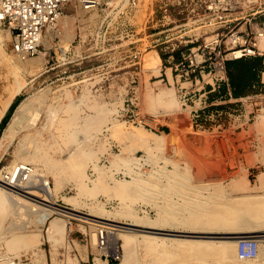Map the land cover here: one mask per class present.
Masks as SVG:
<instances>
[{
    "label": "rangeland",
    "instance_id": "1",
    "mask_svg": "<svg viewBox=\"0 0 264 264\" xmlns=\"http://www.w3.org/2000/svg\"><path fill=\"white\" fill-rule=\"evenodd\" d=\"M162 13L157 14L160 22H169ZM74 16L72 24H64L63 37L47 46L38 68L34 65L40 56L20 62L11 51L10 33L0 27V122L11 104L20 100L0 134V172L5 174L12 164L32 158L31 164L46 177L57 204L71 207L66 197H74L84 182L93 193L77 198L78 210L88 213V206L96 204L120 222L153 219L152 244L135 234H110L124 248V257L116 264H264L259 253L254 259L240 260V238L232 237L236 222L249 221L252 231L264 229V124L258 118L262 112L248 123L219 129L193 125L189 109L181 103L170 104L167 93L148 94L151 89L173 87L167 74L173 62L160 55L163 46H150L151 38H147L140 46V62L130 68L136 73H125L128 68L114 71L118 52L94 54L90 49L89 34L98 14L83 17L79 10ZM173 16L177 20L169 28L183 22L177 12ZM80 35L86 39L81 46ZM60 48L63 54L69 50V59L75 60L48 70ZM142 55L146 62L162 65L160 76L145 74ZM178 58L177 51L175 61ZM148 77V83L144 82ZM174 87L179 95L177 83ZM256 108L247 103L248 113ZM117 123L122 127H115ZM139 127L157 132L145 144L151 152L132 135ZM164 137L170 138L166 151L157 147ZM32 185L29 189L39 199L40 187L36 182ZM18 204L10 203L1 219L0 253L9 257L3 264L14 259L15 264H39L49 248L73 256L85 249L94 257L91 232L95 227L60 213L43 220L30 203ZM244 208L246 214L240 213ZM256 238L262 240L260 249L264 248V238ZM168 239L174 243H165Z\"/></svg>",
    "mask_w": 264,
    "mask_h": 264
},
{
    "label": "built area",
    "instance_id": "2",
    "mask_svg": "<svg viewBox=\"0 0 264 264\" xmlns=\"http://www.w3.org/2000/svg\"><path fill=\"white\" fill-rule=\"evenodd\" d=\"M67 7L72 11L66 12ZM79 10L98 14V22L89 34L93 43L90 49L94 54L118 52L114 71L136 67L147 38H151L150 46H163L159 53L173 62L170 69L179 100L183 108L189 109L193 125L210 130L245 124L264 111L263 70L251 93L240 97L233 96L228 76V63L232 61L262 58L264 68V0H0V27L10 33L11 51L24 62L46 54L48 44L63 35V15H77ZM159 12L169 22L161 23ZM173 12L180 14L183 22L169 28L167 25L177 20ZM85 41L80 35L79 46ZM177 51L179 58L175 61ZM69 57L70 51L63 54L60 48L46 68L55 69L75 60ZM131 69L125 73H136ZM247 103L256 106V111L248 113ZM34 170L31 163L17 164L14 175L10 179L6 176V180L26 189ZM100 225L94 257L107 263L121 262L122 242H113L108 229ZM259 249V239L243 237L238 241L237 256L241 260L254 259ZM7 257L1 252L0 264Z\"/></svg>",
    "mask_w": 264,
    "mask_h": 264
},
{
    "label": "bare ground",
    "instance_id": "3",
    "mask_svg": "<svg viewBox=\"0 0 264 264\" xmlns=\"http://www.w3.org/2000/svg\"><path fill=\"white\" fill-rule=\"evenodd\" d=\"M117 1H120V0H117ZM80 13L84 17V14H85L84 11L80 10ZM75 18L76 17L74 15L64 14L62 19H61L62 20L61 22H63L64 24L65 23L72 24L76 20ZM81 21H84V19L82 18ZM63 35H64V31H63ZM63 35H62V37H63ZM48 46H49V44H48ZM146 51H148V50L146 49ZM7 55L10 58H14L11 55H9V53H7ZM42 57L43 56H40L39 58L36 59L37 63L36 64L34 63L35 64L34 68H38V67L42 66V64H43ZM2 58L4 59V56H2ZM20 62L24 63L26 61H24V62L20 61ZM27 62H30V61L28 60ZM142 62H143V70H144L145 74L146 73L147 74L153 73V75H156V76L161 75L162 65L156 64V63H154V61L146 62L145 60H143V55H142ZM23 72H25V70L21 69L20 73L22 74ZM167 74H168L169 81L173 85V87H160L158 89V91H152V89H151V92H150V90H148V94H150L152 97H159L160 93H164V94L167 93V94H165V98L168 99L170 104L175 106V104L181 103V102L179 100V95L177 94L176 89L174 87L175 81H174L173 76L170 72V68H168ZM149 77L147 79H145L144 82L148 83ZM8 80H9V77H8ZM263 80H264V74H263ZM5 111L6 110H3V113H5ZM258 118H259L260 122L262 124H264V111H262V113L258 116ZM31 120H32V118H31ZM34 120H35V118H34ZM114 126L115 127H118V126L122 127V123L114 124ZM187 128H188V130H192L191 126H189ZM117 131H118V129H117ZM132 135L134 136L135 140H137L139 142V145L141 148L145 149L147 152H151L150 149L147 148L145 144L150 142L153 139V137L157 135V132L154 129L148 128V127H142L140 129H138L137 132H136V130L133 131ZM167 138L164 137L163 140L161 141L162 145L160 144L159 146H157L159 150L160 149H163L165 151L167 150L166 145L168 143V140L170 139L169 138L167 140ZM28 162L33 163L34 160L32 158H24L22 161H19L17 164L28 163ZM17 164H15V165L12 164L9 168L7 167L8 168L7 170L9 172L5 171L6 172L5 174L3 173L4 170L2 172H0V223H2L1 219L4 218V214L6 213L7 206H10L9 205L10 203H14L16 206L20 202H27V203H30L34 207L33 209L31 208V210H34V211L39 210L40 214L38 216H41V219H43V220H45L48 216H50L52 214L60 213V214L66 216L68 218H80L81 220H84L85 222L89 223L92 227H95V230H93L91 232V238H92V244L93 245L96 244V239H97L96 230L98 229L97 227L101 226L100 224H103L104 227H106L108 229V232H110L113 236H115V235L118 236L119 234L120 235L135 234V235L141 236L143 238V241L145 240V242H147L148 244H152L154 242V237H152V234L149 233V232H152L151 229H156L155 228V222L153 219H149L147 217H138V218H135L132 223L120 222V221H117L114 219V218H116L115 214H113L111 212L104 211L105 209H103V207L100 208L96 204H92V205L88 206V208H89L88 213H85V212L78 210L77 208H78V206H80V201L77 198L78 197L87 198V197H89V195L91 197V195L93 193L92 190L87 189V186L84 182H83L82 186L80 187V189H78L76 191L77 193L74 197H66V200L71 205V207L62 206V205H59L56 203V200L54 199V191H52L51 188L49 187V183L46 180V177H44V174H42L38 170V168L36 169L35 166H34L35 170H34L32 176L30 177L29 182H27V184L25 186L26 189H22L21 187H19L18 185H15V184H11L10 181L6 180V176H8V178L10 179L14 175ZM33 182L38 183L40 190H41L40 192H42L41 195L39 194V196H41V197L38 196L39 199L34 198L33 196H36V195L33 194V191L31 189H29V188L33 187V185H32ZM10 190L13 192L14 191L20 192L21 196L14 195V194L10 193L9 192ZM19 205L20 204H18L17 206H19ZM261 205L262 204H260L258 207H260ZM242 207H244V206H242ZM24 209H26V211L29 210L28 208H24ZM74 211L84 213L85 215L80 214V213H76ZM21 212H23V210ZM246 212H247V208H244L243 210H241L240 213L246 214ZM248 212H249L248 214H250L249 210H248ZM29 213L32 214L31 211H29ZM255 214H257V213H255ZM242 215H244V214H242ZM255 216L257 217V215H255ZM255 219H257V218H255ZM231 220H233V219H231ZM55 222L58 223L59 221L55 220ZM236 223L238 224L237 225V231L233 232L234 234H236V236H232L233 238H243V237H251V236L264 238V229L261 231H252V224L249 221L244 222V223H242V222L241 223L236 222ZM137 231L139 233H136ZM258 232H263V233L257 234ZM154 234H156V233H154ZM129 240L130 239H128V243H129ZM260 241H262V240H260ZM199 242L205 243L207 241H199ZM165 243H169V244L172 243L173 244L174 242L172 240L168 239L165 241ZM165 243L163 242V244H165ZM148 244H146V245H148ZM258 256L261 258H264V248L259 249V255ZM254 262H252L251 264H255ZM113 264H116V263H113Z\"/></svg>",
    "mask_w": 264,
    "mask_h": 264
},
{
    "label": "trees",
    "instance_id": "4",
    "mask_svg": "<svg viewBox=\"0 0 264 264\" xmlns=\"http://www.w3.org/2000/svg\"><path fill=\"white\" fill-rule=\"evenodd\" d=\"M232 62L235 63V66L228 67V76L230 80V85L232 87L233 95L235 97L244 96L247 92L252 91L253 84L260 81L259 72L261 73L262 59L251 58ZM225 91L226 90L224 88L222 92L225 93ZM19 103V99L13 102L4 117L2 118L0 122V134L1 131H3V129L8 124L14 110L16 109Z\"/></svg>",
    "mask_w": 264,
    "mask_h": 264
},
{
    "label": "crops",
    "instance_id": "5",
    "mask_svg": "<svg viewBox=\"0 0 264 264\" xmlns=\"http://www.w3.org/2000/svg\"><path fill=\"white\" fill-rule=\"evenodd\" d=\"M76 255L73 256L71 254L68 255L66 252H60L59 248H49L48 251H45L42 258H39V264H112L100 258H92L91 253L85 249H82L80 254L76 253Z\"/></svg>",
    "mask_w": 264,
    "mask_h": 264
}]
</instances>
